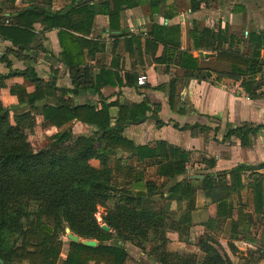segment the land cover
<instances>
[{
  "label": "crops",
  "instance_id": "obj_1",
  "mask_svg": "<svg viewBox=\"0 0 264 264\" xmlns=\"http://www.w3.org/2000/svg\"><path fill=\"white\" fill-rule=\"evenodd\" d=\"M138 1V7L121 13L120 29L111 31L109 16L97 15L91 35L74 33L86 42L82 50L86 66L82 70L88 68L89 81L96 84L99 76L103 84V72L107 71L110 76L106 79L115 85L104 84L99 92L94 88L66 96L75 105L101 108L102 103L114 104L111 108L114 119L119 114L118 106L132 108L148 103L151 107L148 118L126 127L124 137L137 147L157 149L164 145L159 149V158L139 161L133 155L118 152L110 159L112 168L120 159L123 168H132L133 174L141 179L137 182L116 175L119 182L127 184L133 196L145 194L147 212L153 213V219L148 224L136 225L147 229L145 237H136L126 228L121 229L122 234L112 228L109 232L119 235H115V242H124L128 253L125 264H161L155 250L193 257L201 264L206 259L200 246L202 242L219 249L234 264H264V215L256 212L252 187L256 175H264V169H260L264 165V96L252 98L245 92L242 81L227 76L232 66L219 61L218 42L214 49H194L195 33L209 29L216 36L224 33L226 41L220 53L231 49L248 54L249 45L244 40L250 32L264 31V0H204L197 11L193 7L198 0H162L155 14L151 12L150 0ZM71 4L73 0H53L51 11H61ZM30 6L26 0H0V9L7 18ZM34 28L36 38L31 49L21 53L22 58L10 55L13 63L10 69L0 61V73L8 75L31 67L45 83L52 82L61 90L73 89L71 69L63 62L59 29L47 30L41 23H36ZM232 37L236 41L231 48ZM11 49L18 50L11 42L0 39V57ZM183 52L198 59L199 67L205 74L211 73V77L202 80L190 77L181 63ZM142 76L148 79L145 85L139 83ZM15 86L24 87L29 93L36 90L35 84L21 75L7 79L0 96L7 109L21 105L10 93ZM258 92L263 93L264 89ZM56 103L48 97L38 107ZM27 107L10 112L15 116L17 112L31 111L25 110ZM40 114L35 115L37 126L42 125L41 135L49 139L69 128L75 137L93 136L96 132L93 127L76 121L58 129L46 123ZM239 128L256 131L249 135L246 145L241 137L229 136ZM170 148L189 155L187 173L175 179L159 175L158 163L165 162L162 155ZM92 164L100 167L97 160ZM240 166L253 169L241 173V187L235 189L231 172ZM224 175L227 186H233L234 191L222 200L208 197L205 180L209 177L219 180ZM192 176L204 179H192ZM148 182L157 184L154 193H150ZM182 183L193 187L190 198L170 200L172 187ZM122 193L113 194L104 208L105 216L125 206L119 200ZM222 201L226 205L222 206Z\"/></svg>",
  "mask_w": 264,
  "mask_h": 264
},
{
  "label": "trees",
  "instance_id": "obj_2",
  "mask_svg": "<svg viewBox=\"0 0 264 264\" xmlns=\"http://www.w3.org/2000/svg\"><path fill=\"white\" fill-rule=\"evenodd\" d=\"M26 1L31 6L22 9L16 16L7 18L0 9V15H3L0 39L11 42L18 49H11L0 57L1 63H6L10 69L13 65L10 55L22 58L21 53L31 49L36 38V23H41L47 30L59 29L63 62L71 69L73 89L61 90L52 82L45 83L31 67L24 71H11L8 75L0 73V96L7 79L16 75H21L36 87L33 93L21 86L11 88V95L16 96L21 105H28L25 110H31L17 112L13 121L11 112H6L7 108L0 97V259L4 264H59L64 248L62 237L68 236L67 229H70L72 234L81 238V242L70 241L67 259L62 264H125L128 253L124 242H115V235L119 236L122 234L121 229L126 228L133 231L136 237H145L147 229L136 225L139 222H151L153 213L147 212L145 194L133 196L127 184L119 182L116 175L137 182L141 179L133 174L132 168H123L120 159L116 160V166L112 168L110 159L118 152L133 155L139 161L159 156V149L164 145H159L157 149L137 147L124 137L126 127L147 119L151 107L148 103L132 108L118 106L119 114L114 119L111 115L114 104L102 103L101 108L98 105H75L74 100L66 99V96L94 88L99 92L104 84L115 85L106 79L110 76L107 71L103 72V84L99 76L96 84L89 81L91 76L88 68L82 70L86 66L82 55L86 42L74 33L91 35L97 15L109 16L111 31L118 30L121 13L138 7L140 2L100 0L92 4L84 3L85 0H73L70 6L53 12V0ZM203 1L194 2V11L199 9ZM160 2L162 0H150L152 14L157 13ZM225 41L224 33L216 36L213 31L205 29L200 34L195 33L194 49H214V44L218 42L219 47L216 49L219 51V61L224 60L232 66L227 76L242 81L245 92L252 98L263 97L264 92L258 91L264 89V31L250 32L249 38L244 40L249 45L248 54L231 49L220 53ZM235 41L232 37L231 48ZM181 60L190 77L199 80L211 77V73L205 74L199 67L198 59L190 53L183 52ZM48 97L56 100V105L38 107ZM37 113H41L46 123L58 129L76 121L93 127L96 132L93 136L75 137L71 128L66 129L49 139L48 148L36 153L29 142V134L37 127ZM255 133L254 129L239 128L231 131L229 136L241 137L246 145L249 135ZM162 156L165 162L158 163L161 177L175 179L187 173L189 155L186 152L170 148ZM93 160L99 161V168L92 164ZM250 169L253 167L240 166L231 172L236 183L235 189L241 187V173ZM260 169H264V165ZM226 179L225 175L219 180L207 178L204 182L206 195L215 200L226 198L234 191L233 186H227ZM156 186L155 182L147 184L150 193H154ZM252 187L256 212L264 215V175H256ZM192 188L190 184H177L172 187L169 199L185 201L190 198ZM118 191L123 192L119 200L125 206L119 207L117 212H109L104 216V224H101L97 217L99 208H105ZM221 205H226V202ZM32 206L36 207V212H32ZM106 224L118 234L106 232L103 229ZM86 240L97 241L98 246H87L83 243ZM200 246L206 254L201 264H234L208 242H202ZM155 257L161 264H199L193 257L159 250H155Z\"/></svg>",
  "mask_w": 264,
  "mask_h": 264
},
{
  "label": "rangeland",
  "instance_id": "obj_3",
  "mask_svg": "<svg viewBox=\"0 0 264 264\" xmlns=\"http://www.w3.org/2000/svg\"><path fill=\"white\" fill-rule=\"evenodd\" d=\"M11 118H12V121H13L14 116L12 114H11ZM39 120H40V123H41V119H39ZM41 127H42V125H39V126L36 127V132L37 133L34 130L33 133L30 132V134H29V142L31 143V145H32V147H33V149H34V151L36 153L48 148L49 145H50L49 137L46 136V135L45 136L41 135V132H40V130L42 129ZM31 210H32V212H36L37 211L35 206H32ZM105 213H106V210L104 208L100 207L99 210H98L97 217H98V220H99V222L101 224H103V219H104ZM62 240H63V243H64V248H63L62 254L66 255V252L68 253V251H69L70 240L68 239V236H63ZM67 256L61 255L59 264H62L64 262L63 260L67 259ZM24 264H28V263H24Z\"/></svg>",
  "mask_w": 264,
  "mask_h": 264
},
{
  "label": "water",
  "instance_id": "obj_4",
  "mask_svg": "<svg viewBox=\"0 0 264 264\" xmlns=\"http://www.w3.org/2000/svg\"><path fill=\"white\" fill-rule=\"evenodd\" d=\"M94 1L96 0H86L84 1V3H93ZM27 104H24V105H14L12 106L11 108H8L6 110V112H10L11 110L12 111H17L19 109H21L22 107H26ZM192 179H204L202 176H192ZM103 229L106 231V232H109L110 231V228L107 226V225H103ZM67 234H68V239L72 242H76V243H79L81 242V238L72 234L71 233V230L70 229H67ZM83 243L87 246H90V247H97L98 246V242L97 241H93V240H86V241H83ZM0 263L1 264H4L3 260L0 259Z\"/></svg>",
  "mask_w": 264,
  "mask_h": 264
},
{
  "label": "built area",
  "instance_id": "obj_5",
  "mask_svg": "<svg viewBox=\"0 0 264 264\" xmlns=\"http://www.w3.org/2000/svg\"><path fill=\"white\" fill-rule=\"evenodd\" d=\"M147 82H148V79L146 76H142L139 78L140 85H145V84H147Z\"/></svg>",
  "mask_w": 264,
  "mask_h": 264
}]
</instances>
